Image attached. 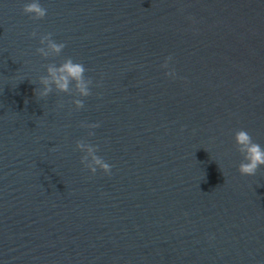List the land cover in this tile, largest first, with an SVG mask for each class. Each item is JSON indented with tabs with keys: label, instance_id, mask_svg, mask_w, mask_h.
Segmentation results:
<instances>
[{
	"label": "water",
	"instance_id": "95a60500",
	"mask_svg": "<svg viewBox=\"0 0 264 264\" xmlns=\"http://www.w3.org/2000/svg\"><path fill=\"white\" fill-rule=\"evenodd\" d=\"M31 2L0 0V264H264V166L235 141L264 147V0ZM67 58L92 95L40 98Z\"/></svg>",
	"mask_w": 264,
	"mask_h": 264
},
{
	"label": "clouds",
	"instance_id": "9594fccd",
	"mask_svg": "<svg viewBox=\"0 0 264 264\" xmlns=\"http://www.w3.org/2000/svg\"><path fill=\"white\" fill-rule=\"evenodd\" d=\"M23 10L25 14L36 20L43 19L47 15V9L39 3V0H33L31 3L25 4ZM36 35V32L32 33L33 37ZM40 44L41 47L37 49V52L44 58L53 55L59 56L66 47L64 43L56 42L53 39L52 33L41 36ZM171 60V56L167 57L163 67L168 68ZM86 71L87 69L82 63L74 62L72 58H67L59 66L49 64L47 65V75H43L39 79V83L43 87L39 90L35 89V94L38 92L40 98H46L53 92V88L59 92L70 93L74 84L79 93V97H89L92 95L90 86L93 85V80L90 77H86ZM167 75L174 78L176 75L175 70L172 69ZM73 103L76 109H83L85 107L82 99H75ZM60 107L62 108L63 105L61 104ZM82 126L98 128L100 125L89 124ZM89 135H95V133L90 132ZM235 141L239 152L244 157V161L239 166V172L242 175H255L259 168L264 166V147L255 142L250 133L244 129L235 133ZM77 148L86 153L81 162L93 174L97 172L98 168L102 169L106 174H111L112 166L96 154L98 152V146H93L81 140L77 142Z\"/></svg>",
	"mask_w": 264,
	"mask_h": 264
}]
</instances>
